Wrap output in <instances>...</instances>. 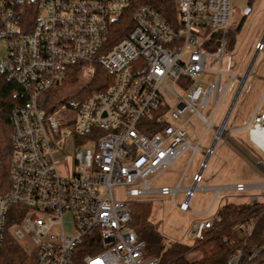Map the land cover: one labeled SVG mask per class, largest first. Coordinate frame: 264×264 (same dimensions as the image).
<instances>
[{
  "label": "built area",
  "instance_id": "2783aa9c",
  "mask_svg": "<svg viewBox=\"0 0 264 264\" xmlns=\"http://www.w3.org/2000/svg\"><path fill=\"white\" fill-rule=\"evenodd\" d=\"M229 2L0 0V72L18 87V102L9 115L8 189L0 193V245L13 218L11 233L24 247L31 245L34 264H73L81 245L90 250L83 255L85 264H163L144 255L145 243L129 225V201L160 193L175 203L181 192L177 205L188 210L200 188L213 189L215 195L223 189H257L248 201L264 199V182L199 186L200 170L188 186H181L184 174L173 187L152 186L184 151L190 150V159L195 152L204 158L211 153L212 147L200 151L197 123L185 112L197 118L203 133L214 129L213 142L225 135L227 113L215 126L216 110L229 84L238 80L236 96L249 71L237 77L220 67L231 23ZM262 48L263 39L256 41L255 55ZM95 66L111 75L104 89L80 99H47L68 70ZM205 73L213 80H202ZM210 98L204 115L199 107ZM157 110L164 124L148 134L139 120ZM243 128L264 153V104H257ZM116 186H125L126 199L115 196ZM11 205L25 210L11 212ZM211 206L192 211L205 215ZM218 220L215 212L192 222L187 236L200 238ZM254 222L243 220L234 229L249 234ZM259 250L252 249V256ZM240 258L237 252L228 263L240 264Z\"/></svg>",
  "mask_w": 264,
  "mask_h": 264
},
{
  "label": "rangeland",
  "instance_id": "374dc122",
  "mask_svg": "<svg viewBox=\"0 0 264 264\" xmlns=\"http://www.w3.org/2000/svg\"><path fill=\"white\" fill-rule=\"evenodd\" d=\"M231 10L230 30L233 31V41L230 39V32L227 36L225 52L220 64L224 71H230L237 77H242L245 70L249 68L248 74L235 96L238 80H233L228 87L225 97L221 100L215 116L214 125H219L224 115L227 119L224 124L225 135L214 140V129L203 133V126L198 123L196 117L185 112L196 126V139L201 137L200 151L212 147L211 153L204 158L201 152H195L191 159L190 150L184 151L175 159L152 183L153 187L167 185L173 187L182 174L185 177L181 186H188L194 172L201 171L202 180L199 186L233 185L238 182L245 184H256L264 182V153L256 147L247 136L243 128L251 118L255 107L260 102L264 104V0H229ZM248 7V12L244 9ZM263 39V48L255 55L254 45L256 41ZM4 46L0 43V58L3 56ZM95 76V69L74 67L66 73L65 77L57 86L50 88L46 97L50 101L55 98H76L80 99L87 94V87ZM202 80L212 81L210 74L200 76ZM227 77L222 76L221 81L225 82ZM48 90V91H49ZM49 101V102H50ZM52 103V102H51ZM211 108V98L204 107H199L202 114L207 115ZM188 142L193 143L190 137L191 130L186 128ZM203 134V135H202ZM201 162H205L201 169ZM125 186H116L114 193L117 198L126 199L124 194ZM257 189H246L235 191L223 189L217 195L213 189H197L189 200L188 210H181L178 203L182 200L183 194L177 193L175 203L170 200L168 194L152 193L140 197L151 203L150 220L158 223V231L163 236L164 243L178 241L190 244L192 239L187 236L192 222L202 220L215 214L217 208L224 202H245L249 195L257 193ZM215 195V196H214ZM212 203L209 212L200 215ZM25 248L31 245L25 243ZM197 255L195 251L186 254L188 259Z\"/></svg>",
  "mask_w": 264,
  "mask_h": 264
},
{
  "label": "trees",
  "instance_id": "16d2710c",
  "mask_svg": "<svg viewBox=\"0 0 264 264\" xmlns=\"http://www.w3.org/2000/svg\"><path fill=\"white\" fill-rule=\"evenodd\" d=\"M251 0H247L249 5ZM126 16V15H125ZM123 20L121 24H126ZM233 41V31L228 27ZM95 76L91 79L86 91L104 89L111 81V75L99 66H95ZM17 84L6 78L0 72V193L8 189L9 160L12 154L10 144L11 127L9 115L18 102L14 96ZM50 93V90L47 92ZM157 111L145 115L139 120L140 125L147 126L148 134L160 129L164 121L157 120ZM130 208V226L138 239L145 243L144 255L156 256L163 264H229L228 258L237 252L241 253L240 264H264V199L256 203L224 202L217 208L218 221L202 231L200 238H195L190 244L173 241L164 243L162 234L158 231V223L150 220L151 203L148 200L137 199L128 202ZM25 210L20 205H11L9 211ZM246 219H254V226L249 234L234 229V226ZM16 222L9 218L0 245V264H34V251L27 250L16 241L11 233V226ZM260 249L252 256V249ZM86 245L79 246L73 255V264H85L83 255L89 252ZM195 251L197 255L188 259L186 254Z\"/></svg>",
  "mask_w": 264,
  "mask_h": 264
},
{
  "label": "water",
  "instance_id": "95a60500",
  "mask_svg": "<svg viewBox=\"0 0 264 264\" xmlns=\"http://www.w3.org/2000/svg\"><path fill=\"white\" fill-rule=\"evenodd\" d=\"M248 10H249V8L246 7V8L244 9V13L248 12ZM262 248H264V245L262 246Z\"/></svg>",
  "mask_w": 264,
  "mask_h": 264
},
{
  "label": "bare ground",
  "instance_id": "6f19581e",
  "mask_svg": "<svg viewBox=\"0 0 264 264\" xmlns=\"http://www.w3.org/2000/svg\"><path fill=\"white\" fill-rule=\"evenodd\" d=\"M262 139H263V138H262ZM262 141H263L262 143H263V145H264V139H263Z\"/></svg>",
  "mask_w": 264,
  "mask_h": 264
},
{
  "label": "crops",
  "instance_id": "0c3cea01",
  "mask_svg": "<svg viewBox=\"0 0 264 264\" xmlns=\"http://www.w3.org/2000/svg\"><path fill=\"white\" fill-rule=\"evenodd\" d=\"M194 173H195V172H194ZM194 173H193V174H194ZM193 174H192V175H193Z\"/></svg>",
  "mask_w": 264,
  "mask_h": 264
}]
</instances>
